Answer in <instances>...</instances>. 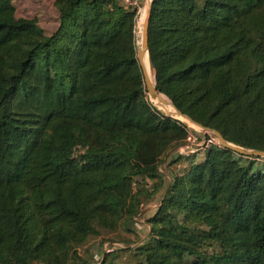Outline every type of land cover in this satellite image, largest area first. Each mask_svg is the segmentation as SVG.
<instances>
[{"label":"trees","instance_id":"trees-1","mask_svg":"<svg viewBox=\"0 0 264 264\" xmlns=\"http://www.w3.org/2000/svg\"><path fill=\"white\" fill-rule=\"evenodd\" d=\"M53 2L46 35L0 0V264H264L263 157L179 153L166 180L159 166L188 128L147 97L135 12ZM148 59L183 114L264 151V0H153Z\"/></svg>","mask_w":264,"mask_h":264},{"label":"rangeland","instance_id":"rangeland-1","mask_svg":"<svg viewBox=\"0 0 264 264\" xmlns=\"http://www.w3.org/2000/svg\"><path fill=\"white\" fill-rule=\"evenodd\" d=\"M13 5L15 6L16 10V17L17 18H36L38 21L39 26L44 30L45 34H51L57 27V10L54 6L53 0H12ZM118 4L123 6L126 9L133 10L135 12V15L137 13V18H140V28L138 26L135 28V45L137 47V51L140 48L141 45V34H142V27L145 21V16L147 13L148 8V0H117ZM131 3H137V7H139V11L137 12L136 6H133ZM131 4V5H129ZM144 14V18L142 20V15ZM146 88V87H145ZM146 94L151 102L150 95L146 89ZM152 103V102H151ZM153 105V104H152ZM154 106V105H153ZM160 110V109H159ZM161 111V110H160ZM179 121L183 122L187 128H189L191 131L195 132H201L202 130L198 127L193 126L191 123L189 124L186 121H183L179 119ZM180 152H177L176 150H171L163 159V162L160 164V171L165 177L166 180L170 179L169 172L167 169V164L170 161V158L178 157ZM197 160L202 159L201 157H197ZM258 163L261 166H264V157L262 160H259ZM256 166V165H255ZM159 199V195H156L155 198L145 203L143 206H152L156 205ZM141 211L138 218H136V221L133 223V229L137 231L138 238L136 239L135 243H140L144 240H146V235L148 233V226L146 225V219L149 217L148 214H145V211ZM101 240L94 241L88 249L91 250V252L94 254L95 252V258H100L101 256V241H103V238H100ZM104 239H112V240H119L120 238L113 234H105ZM204 250H207V252H214L218 250V247L216 245H207L204 246Z\"/></svg>","mask_w":264,"mask_h":264},{"label":"water","instance_id":"water-1","mask_svg":"<svg viewBox=\"0 0 264 264\" xmlns=\"http://www.w3.org/2000/svg\"><path fill=\"white\" fill-rule=\"evenodd\" d=\"M153 0H148V8H147V13L145 16V21L142 27V34H141V45L140 48L137 51L136 57L139 63V66L141 68L142 74H143V79H144V84L145 87L150 95V97H157L163 104H167L169 106H171V108L173 109V114L169 115L163 111H160L156 106L155 108L158 109L161 113H164L166 116L174 118L179 120V118H183L186 122H188L189 124L191 123L193 126L198 127L202 130L203 133H210L216 136V138L218 139L219 144L227 149H230L233 152L239 153L243 156H254V157H264V151H259V150H248L245 148H241L238 146H235L233 144H230L229 142H227V140L222 136V134L220 132H218L217 130L208 128V127H204L202 126L200 123L192 120L189 116L183 114L180 110H178L171 102L167 101L165 98H163L156 90L153 81L150 82L145 74V70L143 67V57L144 54H147L148 56V23H149V17H150V11H151V5H152ZM183 120V121H184Z\"/></svg>","mask_w":264,"mask_h":264},{"label":"built area","instance_id":"built-area-1","mask_svg":"<svg viewBox=\"0 0 264 264\" xmlns=\"http://www.w3.org/2000/svg\"><path fill=\"white\" fill-rule=\"evenodd\" d=\"M133 6H136L137 12L139 11V7H137V3H131ZM129 4V5H131ZM140 18H137V13L135 15V28L138 26L140 28ZM134 28V34H135ZM219 144L218 139L215 135L210 133H203L191 131L188 128L187 136L184 140V143L177 148V152L184 155H193L195 157H203L204 154L213 146H217ZM102 252L109 250L110 245L107 242L102 243L101 245ZM113 247H121L119 244H112Z\"/></svg>","mask_w":264,"mask_h":264},{"label":"bare ground","instance_id":"bare-ground-1","mask_svg":"<svg viewBox=\"0 0 264 264\" xmlns=\"http://www.w3.org/2000/svg\"><path fill=\"white\" fill-rule=\"evenodd\" d=\"M146 14V13H145ZM144 18V14L142 15V20ZM142 63H143V67H144V70H145V74L148 78V80L150 82H152V73H151V68H150V64H149V59H148V56L147 54H144V57H143V60H142ZM151 98V97H150ZM151 102L154 106H156L158 109H160L161 111L169 114V115H172L173 114V109L171 108V106L167 105V104H163L157 97H152L151 98ZM181 120H184L183 118H179ZM185 121V120H184Z\"/></svg>","mask_w":264,"mask_h":264},{"label":"crops","instance_id":"crops-1","mask_svg":"<svg viewBox=\"0 0 264 264\" xmlns=\"http://www.w3.org/2000/svg\"><path fill=\"white\" fill-rule=\"evenodd\" d=\"M57 24H58V22H57ZM156 206H157V204L152 205V206L149 205L147 207H144L143 211H145V214L147 213L148 216H150L154 212V210L156 209ZM94 254H95V252H94Z\"/></svg>","mask_w":264,"mask_h":264}]
</instances>
